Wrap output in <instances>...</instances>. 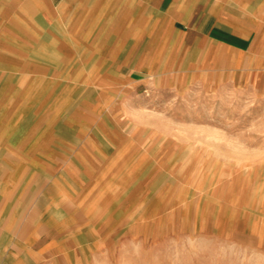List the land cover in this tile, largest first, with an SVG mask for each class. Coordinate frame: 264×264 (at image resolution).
Segmentation results:
<instances>
[{
    "label": "crops",
    "instance_id": "crops-1",
    "mask_svg": "<svg viewBox=\"0 0 264 264\" xmlns=\"http://www.w3.org/2000/svg\"><path fill=\"white\" fill-rule=\"evenodd\" d=\"M0 25V71H69L76 87L85 71L110 90L170 64L192 73L198 30L210 42L204 66L249 64L252 81L264 76V0H12ZM49 82L28 87L45 94L35 97L0 82V264H68L84 248L74 233L95 232L86 217L114 209L115 161L102 166L86 144L92 114L69 112L62 82Z\"/></svg>",
    "mask_w": 264,
    "mask_h": 264
},
{
    "label": "rangeland",
    "instance_id": "rangeland-1",
    "mask_svg": "<svg viewBox=\"0 0 264 264\" xmlns=\"http://www.w3.org/2000/svg\"><path fill=\"white\" fill-rule=\"evenodd\" d=\"M199 30L192 73L170 64L115 90L87 71L77 87L69 71H0L22 96L61 81L68 111L92 114L86 144L102 166L115 161L111 216L86 217L95 232L74 233L84 248L69 250L68 264H264V76L252 81L249 64L204 66L210 42Z\"/></svg>",
    "mask_w": 264,
    "mask_h": 264
},
{
    "label": "bare ground",
    "instance_id": "bare-ground-1",
    "mask_svg": "<svg viewBox=\"0 0 264 264\" xmlns=\"http://www.w3.org/2000/svg\"><path fill=\"white\" fill-rule=\"evenodd\" d=\"M57 234V233H56ZM86 238V237H85Z\"/></svg>",
    "mask_w": 264,
    "mask_h": 264
}]
</instances>
